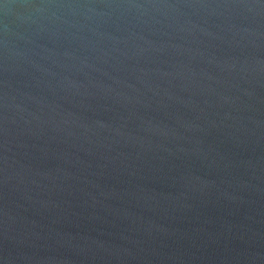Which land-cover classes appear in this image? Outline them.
<instances>
[{
  "label": "water",
  "instance_id": "1",
  "mask_svg": "<svg viewBox=\"0 0 264 264\" xmlns=\"http://www.w3.org/2000/svg\"><path fill=\"white\" fill-rule=\"evenodd\" d=\"M0 264H264V0H0Z\"/></svg>",
  "mask_w": 264,
  "mask_h": 264
}]
</instances>
